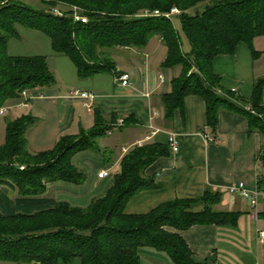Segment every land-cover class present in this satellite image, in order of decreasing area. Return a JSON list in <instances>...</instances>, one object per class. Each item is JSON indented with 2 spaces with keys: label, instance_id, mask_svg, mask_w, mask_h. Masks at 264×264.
I'll return each instance as SVG.
<instances>
[{
  "label": "trees",
  "instance_id": "trees-1",
  "mask_svg": "<svg viewBox=\"0 0 264 264\" xmlns=\"http://www.w3.org/2000/svg\"><path fill=\"white\" fill-rule=\"evenodd\" d=\"M36 1L38 8L21 0H0V107L6 99L18 98L21 90L54 83L45 56L7 53L6 41L17 36L16 24L45 34L52 51L70 60L78 79L97 73L118 74L110 51L142 48L157 35L165 47L160 66L180 67L169 80V91L159 96L163 120L169 122L175 109L182 112L185 96H198L204 103V124L212 134L219 110L239 113L246 119L247 131L260 135V156L264 158V76L253 79L250 95L243 98L222 88L211 69L214 56L232 53L238 43L256 53L251 45L254 37L264 36V0ZM72 6L86 17L85 22L72 21ZM51 7L62 14L50 12ZM172 7L178 10L175 14L188 45L186 52L180 49L171 16L162 15ZM153 10L159 15L151 14ZM33 122L24 114L4 123L0 185L9 186L17 196L0 195V260L64 264L77 257L80 264H140L137 250L148 247L163 252L172 264H204L193 258L176 230L234 220L235 213L212 208L221 194L209 188L200 196V211H190L191 200L173 197L144 213L124 212L133 194L156 186L143 170L169 153L168 143L130 146L119 158V171L103 195L90 199L84 207L43 195L46 182L84 181V172L70 163V157L82 150L101 152L97 139L110 126L94 110L89 128L62 135L49 149L29 153L24 132Z\"/></svg>",
  "mask_w": 264,
  "mask_h": 264
},
{
  "label": "crops",
  "instance_id": "crops-1",
  "mask_svg": "<svg viewBox=\"0 0 264 264\" xmlns=\"http://www.w3.org/2000/svg\"><path fill=\"white\" fill-rule=\"evenodd\" d=\"M14 27L17 36L7 39V53L45 56L47 67L54 77L51 86L28 89L15 98L19 100L20 108L29 110L32 101L47 103L54 111V125L61 128L60 133L68 130V135L89 128L93 123L94 110L110 126L107 134L97 139L101 152L82 150L70 157V163L84 172V181L81 184L59 180L46 182L43 195L84 207L90 199L103 195L111 183L113 174L98 178L96 174L99 170L112 169L117 173L119 158L130 146L150 142L165 144L169 134H173L177 150L173 152L170 149L167 155L157 157L143 170L145 176L153 177L156 186L133 194L126 201L124 212L144 213L173 197L191 200L189 209L196 212L203 208L200 196L205 188L219 191L220 199L212 208L235 213L233 222L194 224L176 232L193 258L204 264H264V240L259 236V230L264 228V158L260 156L261 137L256 132L247 131L243 115L219 110L212 134L204 124L202 99L188 95L184 97L182 112L175 109L171 120L165 122L159 96L169 91V80L178 74L180 67L164 68L168 77L166 83L165 75L159 68L165 47L157 35L150 37V49L146 47L148 43L142 48L113 49L115 52L111 54L120 53L123 57V67L112 58L115 71L128 73L132 83L131 87H122L114 82L111 72L78 79L70 60L52 51L45 34L17 24ZM251 47L256 53L252 54L246 44L238 43L232 53L218 54L211 60V69L219 77V85L243 98L250 95L253 79L264 76V36L254 37ZM150 61L156 65L150 67ZM157 75L161 76L160 81ZM55 82L61 88L52 90ZM72 89L87 91L91 97L85 100L70 97ZM143 90L149 92L148 97L140 95ZM37 92L45 95L34 96ZM73 100L83 107L84 101L90 102L92 111L86 110L89 119L74 114ZM262 100L264 103V91ZM8 107H0V144L5 121L26 114H10L11 108ZM29 114L34 122L24 132L27 151L35 153L48 149L36 142L34 137L35 130L47 118L45 112L36 107L34 115ZM205 134L214 135L213 139L206 140ZM238 182L248 190L259 192L256 205L251 207L246 199L226 193L228 186ZM0 195L7 198L17 196L7 185H0ZM253 209H256V215H253ZM137 252L140 264H172L161 251L140 247ZM64 264H80V260L73 257Z\"/></svg>",
  "mask_w": 264,
  "mask_h": 264
},
{
  "label": "rangeland",
  "instance_id": "rangeland-1",
  "mask_svg": "<svg viewBox=\"0 0 264 264\" xmlns=\"http://www.w3.org/2000/svg\"><path fill=\"white\" fill-rule=\"evenodd\" d=\"M21 1L27 3L31 7H34V8H38L39 7V4L37 3L36 0H21ZM52 8H56V7H51L50 10ZM170 16H171V23H172L174 29L176 30V32L179 35L180 49H181L182 52H186L188 50V45H187V43H186V41H185L181 31H180L177 14H171ZM149 39L146 41V44L144 45V46H146L147 43H148V45L146 46L148 49H150V45H151V42H152V41H149ZM112 51H114V50H112ZM112 51H110L111 58H113L114 61L118 65H120V67H123V57H122V55L120 53L111 54ZM125 65H124V68L126 69ZM154 65H156V63L150 61V67H153ZM159 68L164 73V75H165L164 77H165L166 83H167L168 77H167V74L165 73L164 67L159 66ZM59 88H61V85H59V84H57L55 82V86L53 88H51V89L52 90H57ZM22 92H25V90H21V94H22ZM33 95L42 97L45 94L43 92H37V93H34ZM71 102H72L71 104H72V108H73L72 111L74 112V114L82 116L83 119H86V118L89 119L90 118L89 115H86L87 114L86 113L87 112L86 109L83 106H81V104L78 103L77 100H73ZM29 105H30V103H29ZM31 105H32V108L30 107L31 110L29 109V110L25 111V110H23V108H20L21 106L19 104V100L18 99L9 98V99H6L4 101V103L2 104L1 107L5 109V108H7V106H9L8 108H11V113L10 114H15V113H19V114L20 113H22V114L26 113V114H29V112H31L32 115H34L33 113H35L36 107H37V109H40V110L44 111L45 112V117H47V118H44L45 122L41 124L42 127L40 125L41 128L39 127L40 129L38 128V129L35 130L34 137H35V141L38 142L39 144H41L42 147L49 149L50 147H52L54 145V143L62 135H66V133H69V132H68V130L63 131L61 133L59 132V129H61V128H58V127H56L54 125L55 121H54V117H53L54 116L53 108L51 106L47 105V103H45V102H38L37 103V102L32 101ZM35 105H36V107H35ZM92 161L94 162L95 160H92ZM88 164H90V162ZM0 264H17V263L11 262V261H8V260H0Z\"/></svg>",
  "mask_w": 264,
  "mask_h": 264
},
{
  "label": "built area",
  "instance_id": "built-area-1",
  "mask_svg": "<svg viewBox=\"0 0 264 264\" xmlns=\"http://www.w3.org/2000/svg\"><path fill=\"white\" fill-rule=\"evenodd\" d=\"M71 9H72V11L70 12L71 13L70 16H71L72 21H79V22H85L86 21V17L81 15V14H78L76 12L75 7H72ZM50 12L57 14V15L62 14L61 11L56 9V8H52L50 10ZM177 12H178V10L176 8L172 7L169 9L168 12H165L162 15L165 17H169L171 14H175ZM147 13H148L147 11H143V14H147ZM150 13L153 15H159V12L157 10H153ZM157 79L160 81L161 76L157 75ZM114 82L117 83L118 86H122V87H131L132 86V83L130 82L129 74L126 72H120V73L114 75ZM23 93L24 92H22V94ZM140 95L142 97H148L149 92L147 90L146 91L143 90L140 92ZM69 96L70 97H77V98H80L83 100L90 99V97H91V95L87 91L78 90V89H72L69 92ZM82 104L84 105V107L86 108L87 111H89V112L92 111V106H91L89 101H84ZM245 109H247V107H245ZM1 111H2V109L0 108V112ZM148 127H151V126L148 125ZM204 137L208 141L213 139L211 134H205ZM167 143L169 144V146L173 152H175L177 150V143H176V140H175L173 134H169ZM111 174H115V170L102 169V170H99L97 172L96 176L98 178H103V177L110 176ZM225 191L227 194H230V195L235 194V195H237L243 199H246L251 207L256 205L257 197L259 195V192L256 189L248 190L243 186V184L241 182H238L235 185L228 186L225 189ZM252 213H253V215H256V213H257L256 209H253ZM259 236H260L261 240H264V228L259 230Z\"/></svg>",
  "mask_w": 264,
  "mask_h": 264
}]
</instances>
